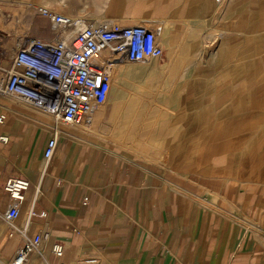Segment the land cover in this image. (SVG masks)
Here are the masks:
<instances>
[{
    "label": "crops",
    "instance_id": "0c3cea01",
    "mask_svg": "<svg viewBox=\"0 0 264 264\" xmlns=\"http://www.w3.org/2000/svg\"><path fill=\"white\" fill-rule=\"evenodd\" d=\"M91 1L101 15L86 16L87 24L162 25L161 60L169 74H178L163 86L177 90L173 131L181 154L169 167L108 139L106 128L122 121L118 103L108 119L102 106L90 127L70 128L0 94V264H13L28 239L39 246L25 264H264V109L250 130L248 106L254 87L264 104V0H137L116 11L112 0ZM81 2L0 0V68L11 69L25 41L55 38L39 9L70 16ZM254 41L255 49L249 47ZM234 56L242 58L235 66ZM123 64L114 66L119 82L144 81L148 100L162 93L164 102L162 89L153 90L157 82H149L154 72L139 68V75L128 76L135 69ZM250 71L260 74L251 84ZM228 73L236 76L224 80ZM186 75L198 79L186 81ZM185 89L215 103L228 99L230 114L217 116L214 132L202 134L195 113L186 132L179 102ZM156 108L147 114L160 115ZM55 134L57 146L46 160ZM202 135L212 143L200 144ZM198 152L216 155L201 160ZM13 177L26 178L30 187L11 226L3 218L10 205L3 184ZM55 244L63 247L60 258Z\"/></svg>",
    "mask_w": 264,
    "mask_h": 264
},
{
    "label": "built area",
    "instance_id": "2783aa9c",
    "mask_svg": "<svg viewBox=\"0 0 264 264\" xmlns=\"http://www.w3.org/2000/svg\"><path fill=\"white\" fill-rule=\"evenodd\" d=\"M39 13L49 19L55 38L50 42L25 41L15 52L11 69L0 68V94L46 114L56 125L90 127L109 99L115 65H149L165 55L162 25L156 21L133 26L108 22L89 25L46 9H39ZM56 146L55 134L48 143L46 160L52 158ZM29 187L24 177H13L3 184L10 198L3 218L11 226L20 215ZM38 246V239H28L13 264H25ZM53 253L62 257V245L55 244Z\"/></svg>",
    "mask_w": 264,
    "mask_h": 264
},
{
    "label": "rangeland",
    "instance_id": "374dc122",
    "mask_svg": "<svg viewBox=\"0 0 264 264\" xmlns=\"http://www.w3.org/2000/svg\"><path fill=\"white\" fill-rule=\"evenodd\" d=\"M137 3V0H112L111 1V9H115L116 5L121 6L126 3ZM140 2V1H138ZM78 3V2H77ZM83 8H73L72 18L75 19H86V16H100L101 13H98L95 9V4L91 0H83L81 2ZM76 11V12H74ZM109 20V19H106ZM91 25V24H89ZM255 49L256 42H249V47H253ZM235 48V46H234ZM250 60H254L256 62V57H250ZM234 66L241 63L242 58L239 56H234ZM124 67H132L133 69H142L147 70V73L154 72V79H150V84L153 81L157 82L154 85L153 90L156 89L159 91L162 89V92L165 93L166 98L164 102L161 104L162 93L158 94V99L155 100L156 94H152V98L154 101H149L146 94V104L142 106L135 104L133 100L137 99L144 93L145 83L144 81L137 82L136 85H132L133 79L130 77L128 80L122 84L117 80V78L113 77L111 90L109 94V99L107 103L101 108V110L105 113L106 119L109 118L113 108L116 106V102L119 104L121 108V112L123 114L121 124L117 127L106 128L105 136L108 139H112L117 145L127 148L128 150L136 153L139 157H141L144 161L156 163V164H165L169 165V167L176 166L178 161V155L181 153L177 152V144L178 141H181L179 137H177L175 128V123L173 122L176 117V112L178 109L177 99H176V89H165L164 81L167 78L176 80V73L167 72L166 67L162 60L154 62L151 65H132V64H123ZM156 69V70H155ZM134 70V71H135ZM262 75V74H261ZM236 75L232 73L225 74L224 80H231L232 77ZM260 78V74L256 71L249 72V82L255 83L257 79ZM186 81H194L198 79V77H192V75H186L184 77ZM173 84V83H172ZM147 87V84H146ZM162 87V88H161ZM147 91V90H146ZM145 91V92H146ZM198 91L194 89H185L184 96L179 102H183L185 113H186V132L187 128L194 123L189 120L192 119L191 115L193 113L198 114L197 123L200 125V131L204 130L202 134H210L214 132V128L217 123V116L222 114V117H226L230 114V110H228L230 102L228 99H224L220 102H214L211 98H195L193 96V92ZM180 92V91H179ZM240 92V90H238ZM116 93L119 95L118 99H116ZM257 89H249V128L255 129L257 127V119H258V109H264V104L257 103ZM136 97V98H135ZM201 99V100H200ZM148 104V105H147ZM151 105V106H150ZM151 107H159L156 108L154 113H158L161 111L162 113L157 116H150L148 114L140 115L141 110H149ZM180 108V106H179ZM207 110V111H205ZM154 111V110H153ZM262 112V111H261ZM191 114V115H190ZM107 122V121H106ZM174 124V125H173ZM174 126V127H172ZM144 129H146L144 131ZM202 132V131H201ZM191 139L190 137H185V140ZM211 137L202 135L201 139L198 140L200 144L204 143H212ZM200 159L204 160L208 157H214L216 154L214 153H206V152H198ZM183 155V154H182ZM187 155V154H186ZM192 155V154H188ZM185 156V155H184ZM181 158V156H179ZM240 157V155H238Z\"/></svg>",
    "mask_w": 264,
    "mask_h": 264
},
{
    "label": "bare ground",
    "instance_id": "6f19581e",
    "mask_svg": "<svg viewBox=\"0 0 264 264\" xmlns=\"http://www.w3.org/2000/svg\"><path fill=\"white\" fill-rule=\"evenodd\" d=\"M98 2H108L109 0H97ZM95 3V2H94ZM97 3V2H96ZM97 7H99V6H97ZM96 7V8H97ZM101 9V8H100ZM83 20V19H82ZM73 34V32L72 33H70V35H72ZM132 65H135V64H132ZM141 68V67H140ZM118 72H120L119 71V69H118V67H117V69H115L114 68V71H113V77H114V79H115V77H116V75L117 74H119ZM141 72H140V70H138V69H136L135 71H132V75L131 74H128V76H136V75H139ZM146 89V88H145ZM145 94H146V92H144V93H142V95L140 96V97H137V99H135V101L133 100V102L136 104L137 102H138V104H141L142 106H144L145 104H146V96H145ZM136 98V97H135ZM117 103V102H116ZM148 105V104H147ZM151 106V105H150ZM115 112V111H114ZM150 112V109L148 110H141L140 111V114H147V113H149ZM152 112V111H151ZM161 111H158V113H160ZM120 113V110L119 109H117L116 110V117L118 116V114Z\"/></svg>",
    "mask_w": 264,
    "mask_h": 264
}]
</instances>
